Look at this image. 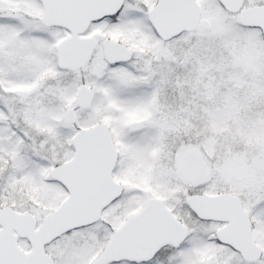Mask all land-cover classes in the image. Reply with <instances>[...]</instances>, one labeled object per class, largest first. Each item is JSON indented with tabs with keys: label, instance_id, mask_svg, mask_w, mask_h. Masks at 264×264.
Returning <instances> with one entry per match:
<instances>
[{
	"label": "snow or ice",
	"instance_id": "1",
	"mask_svg": "<svg viewBox=\"0 0 264 264\" xmlns=\"http://www.w3.org/2000/svg\"><path fill=\"white\" fill-rule=\"evenodd\" d=\"M0 264H264V0H0Z\"/></svg>",
	"mask_w": 264,
	"mask_h": 264
}]
</instances>
